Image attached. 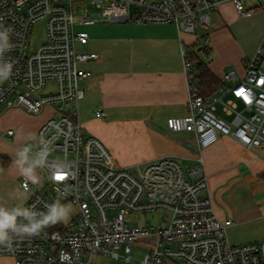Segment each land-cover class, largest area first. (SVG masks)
<instances>
[{
  "label": "built area",
  "instance_id": "built-area-1",
  "mask_svg": "<svg viewBox=\"0 0 264 264\" xmlns=\"http://www.w3.org/2000/svg\"><path fill=\"white\" fill-rule=\"evenodd\" d=\"M99 9L97 17L82 16L78 6L84 0H0V23L11 27L14 45L5 58L14 64L10 80L0 84V106L21 108L30 115L53 107L54 115L39 129L51 145L48 165L40 170L37 184L21 181L34 190L26 203L46 211L56 198L70 201L78 213L66 225L49 227L39 236L18 238L11 248L0 246V256L15 264H97V256L131 261L135 243L148 248L141 264H264V238L241 245L230 243L227 228L215 214L208 189L204 160L183 168L179 159L165 156L144 164L124 167L95 136L88 135L79 119L85 94L80 83L89 76L81 64L96 60V53L81 52L89 42L81 26L98 22L174 24L181 32L196 36L203 44L213 15L224 2L249 17L264 11V0H88ZM89 5V4H88ZM45 25V39L37 48L30 42L31 31ZM246 72L213 97H205L195 81L193 63L183 47L184 70L189 85L188 114L167 119L173 133H194L198 149H206L229 136L248 148L264 149V38ZM56 88L41 92L48 83ZM38 93H41L38 95ZM227 95L232 98L225 99ZM217 103L231 116L221 119ZM102 111L97 117H104ZM14 131L7 136L12 139ZM57 177H62L58 179ZM44 184L45 190L35 188ZM161 213V215H160ZM153 214L156 223L132 225L130 218Z\"/></svg>",
  "mask_w": 264,
  "mask_h": 264
},
{
  "label": "crops",
  "instance_id": "crops-1",
  "mask_svg": "<svg viewBox=\"0 0 264 264\" xmlns=\"http://www.w3.org/2000/svg\"><path fill=\"white\" fill-rule=\"evenodd\" d=\"M84 27L90 29L81 27L90 39L80 45L81 52L99 55L81 64L89 72L80 83L85 97L79 106V119L87 132L112 151L118 164L116 154L120 157L121 151L117 141L126 138L143 144L144 153L124 159L120 164L124 167L165 156L190 165L202 156L215 214L222 222L231 221L227 228L230 243L241 245L264 238V149L248 148L224 136L200 151L194 133L193 142L189 140L192 133H173L167 128L168 118L188 114L183 47L193 49L196 36L181 32L174 24L98 22ZM208 36L207 42L202 41L207 52L201 51L199 56L223 82L220 89L232 87L234 80L224 77L228 73H235L238 81L244 77L247 62L264 38V11L243 17L232 2H224L213 15ZM260 68L264 71V60ZM230 98L232 95L225 99ZM216 107L221 119L231 120L221 103ZM99 111L106 115L97 117ZM0 112V117L10 120L7 126L0 124V206L26 205L34 190L21 186L24 177L13 162L15 153L32 141L29 135L37 137L54 109L46 107L36 116L6 106ZM9 129L14 131L12 139L7 136ZM0 264H15V260L0 256Z\"/></svg>",
  "mask_w": 264,
  "mask_h": 264
},
{
  "label": "clouds",
  "instance_id": "clouds-1",
  "mask_svg": "<svg viewBox=\"0 0 264 264\" xmlns=\"http://www.w3.org/2000/svg\"><path fill=\"white\" fill-rule=\"evenodd\" d=\"M12 29L0 23V84L11 79L14 64L5 58L14 45L11 42ZM259 51V49H258ZM27 143L19 147L15 153L16 165L20 175L27 182L39 183L38 169L48 165L51 145L43 136L39 138L29 135ZM18 199L21 198L19 195ZM46 211H40L35 205L31 207L17 204L12 207L0 206V246L11 248L18 238L36 237L44 230L57 224H67L71 218L73 207L71 203H62L60 199L47 204Z\"/></svg>",
  "mask_w": 264,
  "mask_h": 264
},
{
  "label": "rangeland",
  "instance_id": "rangeland-1",
  "mask_svg": "<svg viewBox=\"0 0 264 264\" xmlns=\"http://www.w3.org/2000/svg\"><path fill=\"white\" fill-rule=\"evenodd\" d=\"M84 4H86V6L85 5L84 6H78L76 8L77 11L82 12V14H81L82 16L95 18L99 15V13H100L99 9L96 8L95 6L91 5L88 2V0H84ZM99 23H104V22H99ZM105 23L113 24V22H105ZM114 24H122V23H114ZM81 27L88 30V31L90 30L88 27H84V26H81ZM81 27H80V29H81ZM44 39H45V25H44V23L39 22L38 24H36L33 27L32 31H31L30 42H31L32 46L37 48L41 45V43L44 41ZM81 48H82V46L79 45L78 50L81 51L82 50ZM55 88H56V83L50 82V83H48L46 89L41 91V92L50 91V90H53ZM39 94H41V93H38V95ZM4 107H5V104L1 105L0 111ZM0 114H1V112H0ZM31 116H36V115H31ZM9 122H10V120L7 116L3 115L2 117H0V124L1 125L4 124L7 126ZM85 130H86V128H85ZM86 132H87V130H86ZM87 134L90 135L88 132H87ZM194 139H195V137H194V134L192 133V135H190L189 140L194 142ZM29 143L34 144L35 142L30 141ZM116 147L121 151L120 157H117V154H116V159L118 160V162L120 164L123 162L124 159H131L134 157H139L140 154H143L145 151V147L143 146V144L136 142V141H133L131 139H126V138H123V139L117 141ZM190 149L193 150V148H190ZM110 152L112 153V151H110ZM49 155H54V153L50 152ZM180 163L182 164L184 169L193 165V163L189 165L183 161H180ZM37 172H38V175H40L39 169L37 170ZM35 189L36 190H42L43 189V190H45L47 196L50 195L49 188H47V189L44 188V184L38 185ZM57 199L58 198H56V200ZM65 203H71V202L67 201ZM71 205H72V203H71ZM72 207H73V211H72L71 218H70L69 222H71L72 217L78 213V207L75 205H72ZM160 215H161V213H160ZM130 221H131L132 225H137L138 223H144L146 221H148L150 223L151 222L156 223L157 220H156L155 215L147 214V215H140V216H136V217H131ZM147 252H148V248L146 246H144L143 242L142 243L138 242V243H135V245H134L133 255H132L130 262H127L126 260L123 259V250L119 251V254L121 255L120 258H113V257H107V256H97V257H95L94 261L97 264H141V262L144 259Z\"/></svg>",
  "mask_w": 264,
  "mask_h": 264
},
{
  "label": "trees",
  "instance_id": "trees-1",
  "mask_svg": "<svg viewBox=\"0 0 264 264\" xmlns=\"http://www.w3.org/2000/svg\"><path fill=\"white\" fill-rule=\"evenodd\" d=\"M203 49L197 43H194L193 49L188 50V52L193 63L195 81L200 85L202 95L213 97L224 84L199 56V52L203 51Z\"/></svg>",
  "mask_w": 264,
  "mask_h": 264
},
{
  "label": "snow or ice",
  "instance_id": "snow-or-ice-1",
  "mask_svg": "<svg viewBox=\"0 0 264 264\" xmlns=\"http://www.w3.org/2000/svg\"><path fill=\"white\" fill-rule=\"evenodd\" d=\"M58 179L62 178V177H57Z\"/></svg>",
  "mask_w": 264,
  "mask_h": 264
}]
</instances>
